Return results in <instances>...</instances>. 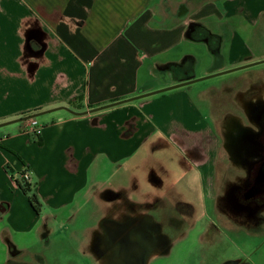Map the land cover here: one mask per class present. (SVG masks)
Instances as JSON below:
<instances>
[{
  "label": "crops",
  "instance_id": "crops-1",
  "mask_svg": "<svg viewBox=\"0 0 264 264\" xmlns=\"http://www.w3.org/2000/svg\"><path fill=\"white\" fill-rule=\"evenodd\" d=\"M263 15L264 0H0V122L88 111L39 115V136L25 121L0 126V264L29 252L45 261L28 237L48 245L52 224H76L88 205L97 225L122 220L127 201L169 206L176 195L195 208L183 199L188 174L175 179L173 149L207 200L220 147L210 93H236L233 69L261 58L249 30ZM25 172L39 212L15 181Z\"/></svg>",
  "mask_w": 264,
  "mask_h": 264
},
{
  "label": "flooded vegetation",
  "instance_id": "flooded-vegetation-1",
  "mask_svg": "<svg viewBox=\"0 0 264 264\" xmlns=\"http://www.w3.org/2000/svg\"><path fill=\"white\" fill-rule=\"evenodd\" d=\"M260 23L264 25V17ZM261 29L260 24L251 26L249 33L253 43L261 39ZM190 30L194 33L202 31L196 24ZM261 60L264 58L243 65ZM253 66L240 69L245 72L238 76V96H231L234 107L224 101L219 106L227 105L228 108L217 109V100L212 99V127L221 139L219 146L222 144L236 170L234 178L227 182L224 189L212 186V191L215 194L216 190H222L220 201L226 209L220 208L224 217L229 216L234 221L231 224H258L259 219V224H264V66ZM215 165L216 161L213 172ZM153 178L159 181L158 175ZM208 199L211 200V197ZM168 201L169 206L161 198L156 200L155 205L127 201L122 220L107 218L105 224H98L90 244L91 251L97 256L91 260L92 264L97 261L99 264L101 260L104 264H162L176 244L177 232L184 224H204L203 234L206 235L210 230L220 232L221 224H225L211 216V206L207 207L205 220L200 221L194 219V208L176 195L168 196ZM158 209L160 212L156 216L153 211ZM37 258L44 261L40 256Z\"/></svg>",
  "mask_w": 264,
  "mask_h": 264
},
{
  "label": "rangeland",
  "instance_id": "rangeland-1",
  "mask_svg": "<svg viewBox=\"0 0 264 264\" xmlns=\"http://www.w3.org/2000/svg\"><path fill=\"white\" fill-rule=\"evenodd\" d=\"M261 25L260 23V27L262 28L261 39H259V42H254V48L257 49V53L261 57L260 59L264 58V25ZM261 66H264V63L255 65L252 68H261ZM242 72L245 71L238 70V76L243 74ZM229 84L230 82H224V84H221V88L226 87V89H230L231 87ZM234 84L238 87V81L234 82ZM235 90H237L236 93L224 92L222 95H218L216 92L210 93L211 97L217 100V109L228 108L227 105H225V107L219 106L224 104V101L228 103L229 106L234 107L231 100L232 97L238 96V88ZM17 124H20V122ZM1 128L5 127H0V130ZM220 129L221 127L219 126V130ZM181 155L182 154L176 150H172V158H176L177 161L180 162L179 165H177L179 169L175 179H178L181 185L182 176L188 174L187 177L191 185V190H185L186 195L183 199L194 203L195 208L192 206L195 210L194 219L200 221L205 220L204 216L207 207L211 206V216L217 217L218 220L225 224H221L220 232L210 230L208 235L203 234V230L205 229L204 224H184L177 232L176 244L172 248L170 254L164 257L162 264H223L228 260H247L250 264H264V224H259L261 219L258 220V224H231L234 223V221L231 220L229 216L224 217L222 215L224 211H222L221 208L226 209L220 201V194H223V192H221L222 190H216L215 194L212 191V186H218L224 189L227 182L229 183V181L234 178L236 171L231 165L222 144L218 149L216 168L210 178L211 200H206L202 194L198 172L187 160L181 161ZM213 174L214 179H212ZM94 209H96V206H85L76 224H52L54 234L47 242L48 245L39 241V233L37 232L29 236L28 241H30L29 243H34V249H39L46 254L45 261H31L33 257L31 252H29L27 255L23 256L20 261H14L15 264H27L22 261L23 259L29 261L28 264H43V262H45L44 264H56V262L63 264L67 262V264H92L91 260L97 258L96 254L90 249L92 233L90 230L87 234H82V232L88 226L97 227L95 223H98V212L93 213L91 218H85L86 213L88 215L90 214L89 210L94 211ZM89 221L94 224H87ZM17 237L19 240L22 238V236L19 237V235ZM80 239L83 241L82 244H79ZM158 258H162V256H158ZM101 263L104 264V260L99 262V264ZM96 264H98V261Z\"/></svg>",
  "mask_w": 264,
  "mask_h": 264
},
{
  "label": "water",
  "instance_id": "water-1",
  "mask_svg": "<svg viewBox=\"0 0 264 264\" xmlns=\"http://www.w3.org/2000/svg\"><path fill=\"white\" fill-rule=\"evenodd\" d=\"M260 63H264V60H261V61H257V62H254V63H251V64H248V65H243V66H240L238 68H235L233 70H240L242 68H245L247 66H252V65H258ZM233 70H229L227 72H230V71H233ZM227 72H224V73H227ZM223 74V73H221ZM215 75V74H214ZM214 75H210V76H207L205 78H209V77H212ZM203 79V78H201ZM198 79H192V80H187V81H184V82H180L176 85H173V86H170V87H166V88H163V89H159V90H156V91H153V92H149V93H144V94H140L138 96H135V97H132V98H129V99H126V100H123V101H118V102H113V103H110V104H107V105H104V106H101V107H98V108H95V109H92L90 110V112H94V111H99V110H102V109H105V108H108V107H112V106H115V105H118L120 103H123V102H126V101H132L134 99H138L140 97H144V96H149V95H153V94H156V93H159V92H162V91H166V90H169V89H173V88H177V87H181V86H184V85H187L189 83H192V82H195L197 81ZM59 108H64L68 111H70L71 113L73 114H77V115H83V114H87L88 111H83V112H76L68 107H58V108H54V109H50V110H45V111H41L39 113H36V114H32V115H28V116H23V117H20V118H16L14 120H11V121H8V122H5V123H1L0 126H3L5 124H9V123H15V122H22V121H25L26 119L28 118H32V117H38L39 115H42L44 113H47L49 111H53V110H57ZM223 264H250L247 260H228L226 261L225 263Z\"/></svg>",
  "mask_w": 264,
  "mask_h": 264
},
{
  "label": "trees",
  "instance_id": "trees-1",
  "mask_svg": "<svg viewBox=\"0 0 264 264\" xmlns=\"http://www.w3.org/2000/svg\"><path fill=\"white\" fill-rule=\"evenodd\" d=\"M15 181L17 182L19 188L25 194H27L29 196V200H30L32 206L34 207V209L37 212H39L41 210L42 204H41L37 194L33 192L31 183L29 181H27V180H24L22 177H20V179H15Z\"/></svg>",
  "mask_w": 264,
  "mask_h": 264
},
{
  "label": "built area",
  "instance_id": "built-area-1",
  "mask_svg": "<svg viewBox=\"0 0 264 264\" xmlns=\"http://www.w3.org/2000/svg\"><path fill=\"white\" fill-rule=\"evenodd\" d=\"M43 127L44 126L37 120L36 117L28 118L25 120L24 132L26 134L39 136L43 130ZM20 177H22L24 180L29 181V176L26 172L23 173Z\"/></svg>",
  "mask_w": 264,
  "mask_h": 264
}]
</instances>
